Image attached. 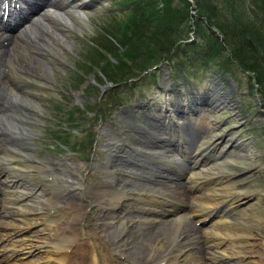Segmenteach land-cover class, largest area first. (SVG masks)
Listing matches in <instances>:
<instances>
[{"label": "rangeland", "instance_id": "374dc122", "mask_svg": "<svg viewBox=\"0 0 264 264\" xmlns=\"http://www.w3.org/2000/svg\"><path fill=\"white\" fill-rule=\"evenodd\" d=\"M116 1L118 0H96L94 3L91 0L88 7L81 9L86 15L84 22L72 15H69V20L61 17L62 20L54 18L43 22L40 20L41 16L30 18L31 23L27 24L21 38H18L16 33H11L10 35L14 36L11 40L9 39L7 43L0 42V73H3L1 81L9 87L5 92L3 90V93L7 96L9 91L20 92L23 98L26 97L25 100L33 104L32 107L26 108V117L22 119L31 123L24 127L30 128L35 133L33 137H26L30 145L25 146L24 150L19 149V143L13 142L16 152L27 158H20L10 152L0 153V170L3 169L5 175L18 176L17 179L25 184L24 189L19 188L16 191L19 190L29 196L30 200H28L31 203L28 202V205L33 208V215H37L35 219H43V221L52 219V223L47 222V228L52 226L51 232L48 228L51 234L48 235V231L42 232L40 229L27 233L17 239L14 250L23 252L25 246L28 247L29 244L44 246L47 240L50 241L49 239L53 241L52 243L50 241V250L61 249L66 243L71 242L63 232L64 226L67 227L66 229L74 228L71 226L73 224L84 235L79 239L80 241L72 244L73 252L77 250L79 244H84L88 250L105 253L115 263L127 264L128 261L131 264L140 263V252L136 251V246V249H132L134 243L140 237L149 234L158 236L160 232L148 225L152 224L151 222L147 224L138 219L141 214L139 210H144L143 206L138 205V215L135 216L134 206L137 205L128 206V214L121 212L119 215L123 216L119 217V215H109L97 201L99 197L95 187L102 183L110 186V179L120 177L117 172H110V169L117 170L113 165L110 168L97 169V166L106 162L107 157L110 156L103 149L109 143L103 128L114 127L117 136L123 139L124 145L136 140L140 147L150 146L151 142L147 140L145 142L147 135L125 134L124 131L129 130L126 124L128 120L127 122L124 120L125 114L135 111L138 116L159 115L158 113L165 108L172 110L173 103L184 104L193 100L196 102L192 93L199 92L202 93L200 98L205 99V102L213 100L214 104L203 105L199 108V112L191 117L196 127H194V135L198 136L195 137V142L197 144L202 137L200 129L208 128L212 131L209 143L212 146L218 145L226 151L222 153L223 161H226L225 158L233 152L229 143H234L238 149L237 160L234 159L236 162L229 163L224 172L220 171L219 167L215 169L213 167L209 173H217L219 175L215 177H224V179L227 177V181L230 178L236 182L230 185V189L224 182L221 185L210 186L215 188V190L211 189L213 194H205L208 197H215L216 200L209 201L211 221L204 226L189 221L191 224L189 222L185 224L186 232L183 235L187 234L186 237L192 245L195 241L201 243L200 247L207 250L204 251L205 262L203 261L202 264L210 262L208 250L215 254L217 262L213 264H262L264 262V77L248 72L244 75L226 55L208 59L201 69L190 65L185 67L183 60L179 58L182 55L163 65L151 64L150 68L143 70L144 72L136 69L140 66L130 62L129 53L138 51L139 45L133 49L134 41H138V38L133 39L128 36L126 44L121 46L118 42L119 38H116L114 33L131 24L130 20L123 17V13H119L122 8ZM77 4L81 2L78 1ZM256 6L258 8L264 6V0L261 2L257 0ZM57 12L64 15L61 11ZM262 16L264 17L263 14ZM23 29L24 27L18 31ZM260 32V37L264 41V33ZM137 35H140L139 31ZM213 63H218L220 67H216ZM162 77L166 78L165 84L162 83ZM16 80H19L23 86H17ZM37 81L42 82L43 86H35ZM1 86L4 88L3 85ZM29 92L34 94L29 97L27 96ZM3 93L0 92L1 95ZM75 95H78L79 99ZM143 103H146V106L141 108L140 105ZM147 108L151 113L147 112ZM4 113L1 108L0 128L11 132V128L2 122ZM153 124L161 127V123ZM180 126L184 134L192 135L187 123ZM123 150L127 148L124 146ZM115 161L122 164L117 158ZM141 161L145 162L149 169H155L154 164L150 163L159 162L152 159ZM59 162L70 166L67 170L70 177L69 186H59L64 187L61 189L53 187L54 185H45L54 181L55 176L54 173L47 175L46 168H55ZM133 162H128L130 167ZM123 180L127 179L124 177ZM165 186L169 185L162 184L161 187ZM70 200L73 202L70 203L72 208L76 206L75 209L82 211L81 216L72 221V224L62 220L60 210L61 205H65ZM221 210L226 213L224 217L227 216V224H217V217L222 216ZM2 215L1 213L0 216ZM104 217L117 218L120 224L116 229L114 228L115 230L108 229V220L103 224ZM2 218L3 216L0 218V226L4 222ZM138 223L147 225L151 231L139 226ZM33 228H36L35 225ZM193 230L200 238L204 231V234L209 235L221 231V235L233 243L231 242V246L227 248L209 249L202 239L193 240L191 237L194 234ZM59 235L63 238L57 237ZM115 238L119 247L113 243ZM45 248L43 247L41 251H32V254L22 261H16L15 264H59L53 260L51 254L47 255L44 252ZM70 256L72 259L73 255Z\"/></svg>", "mask_w": 264, "mask_h": 264}, {"label": "bare ground", "instance_id": "6f19581e", "mask_svg": "<svg viewBox=\"0 0 264 264\" xmlns=\"http://www.w3.org/2000/svg\"><path fill=\"white\" fill-rule=\"evenodd\" d=\"M57 4H59L60 7L66 6L68 8V11H66V13H69L70 10H73V11L76 10V8L71 5L69 0L52 1L51 6L53 7ZM27 7L31 13V11H32L31 8L28 5H27ZM37 8L38 7H36V6L33 7L35 12L39 10ZM30 13H29V15H30ZM66 13L63 15L64 18H66V15H67ZM76 13H77V10H76ZM28 16H25V18H22L19 20L17 17L16 18L17 21H16V19L9 21V23H12V25H8L5 22H1L0 23V39H2L4 42H8L9 39L11 40L14 36L10 35V34L15 33L14 31H16V28L20 25V23H22L24 21L23 19H26ZM52 17L58 18L60 16L58 14L57 15L53 14L52 11L51 12L48 11V12L41 15L40 20H42V22H43L47 19V21H48V20L52 19ZM61 20H62V18H61ZM20 21H22V22H20ZM17 37L20 38L21 34H17ZM14 42H16V41H14ZM3 53H4V51H3ZM12 54H13V52H12ZM15 56H17V55H15ZM10 59H12V58H10ZM8 64H9V62H8ZM15 65H17V64H15ZM12 67H13V65H12ZM1 72H2V70H1ZM9 73H10V71H9ZM1 74L3 75V73H0V92L3 93V90L5 92L6 88L8 89L9 87L5 86L2 83ZM19 75H20V73H19ZM1 85H3L4 88ZM35 86L42 87L43 85H42V82L37 81ZM27 94L33 95V93H27ZM4 95H5V93H3V95L0 94V99L2 100L3 103H5V106L3 107L4 110L6 109L5 111H10V109L12 108V104L7 102L8 101V95L13 99L18 100L19 103L24 105V106H27V107H30L31 105L33 106V104L29 100L28 101L25 100L26 97L23 98L22 97L23 95L22 96L20 95V92L9 91L8 95L7 96L5 95L6 99H5ZM75 96L77 99H79L78 95H75ZM12 113L15 114V115H13L14 117H16L20 120V116L17 115L16 109H13ZM8 121L10 123H18L17 121H15L11 118L7 119V122ZM10 130H12V129H10ZM15 137H19L18 132H16V133L12 132V137H11L12 140ZM120 145H122L120 140L118 138H116L114 135H110L108 151H110L111 153H115V152L117 153L120 151ZM6 146L3 147L5 150H7ZM23 159H25V158H23ZM9 160H12V159H9ZM193 162L195 165V161H193ZM197 162H199V161L197 160ZM133 164L137 165L136 162L134 161L132 163V167L127 168V170H124V168H123V170L126 171L124 173L127 175V176H125V178L127 180H123L121 184L114 182V184L112 186L101 185L98 188L99 192H97L98 193L97 195L99 197V200L97 199V201L100 204H102L104 206V208L107 209V212L111 215H119L121 212L124 211L122 209L126 204H128V206H131L132 204L137 205V206L138 205L143 206L144 210L143 209L139 210V211H141V214L138 217V219L141 222L144 221L147 224L151 222L152 224H148V225L152 226V229H156L157 231H159L160 235L157 236L156 234H149V235L140 237L136 240L132 249L137 248L136 251L140 252L139 253V255L141 256L140 260H139L140 263H142V264H202V263H204L205 258L203 256L205 255L204 254L205 250L202 247H200V245L202 246V244L196 243L194 241V244L192 245V243H190L188 240L189 238L186 237L187 234H185V235H183V234L186 232L185 231V224L189 222V220L187 219L188 215L192 214L193 212L199 211L202 213V215H201V219H198L197 221L198 222L201 221L205 216L207 217L210 214L209 209H210L211 203H209V200L210 199L215 200V197L204 198V199H206V201H203V198H200V201H196L195 205H191V204L188 205V207H189L188 213L178 215L177 213L171 212L172 213L171 216H167L165 219H161V216L154 215V214L150 213L151 211L158 209L161 203L165 202L166 204H170V203L175 204L178 202H187V203L189 202L187 199L189 195L183 189V188H185L184 185L177 183V184H174L175 186H170V184H167L169 186L161 187L162 185L157 186V185H153L150 183H149L150 185L140 184L138 179L143 180L145 178V176H147L148 174L146 172H142L141 170L137 169L138 165H137V167L136 166L134 167ZM13 165H15V164H13ZM212 167L213 166H210L209 168H212ZM58 168H59V171L57 173V179H55L56 180L55 182H58V184H59L57 186H62V185H64V187L69 186L70 177L67 173L69 166L65 163H61L58 165ZM9 169H12V168H9ZM12 170H15V169H12ZM16 170L18 171V169H16ZM204 170H206L207 174L202 170L201 171L198 170L199 172L188 171L187 172L188 180L192 181L195 185H203L205 183V181H207V180H212L209 185H214L215 183L217 184V183L222 182L224 180V178H222V177H213V176L210 177V176H208V175H210L209 171H207V169H204ZM133 171H135V172H133ZM210 171H211V169H210ZM24 174H26V173H24ZM27 174H30V173H27ZM212 174L215 175V173H212ZM18 175H20V174H18ZM218 175L219 174H216V176H218ZM220 176H222V175H220ZM233 182H234L233 179L226 182V185H228V188L230 187V185H233ZM17 186L18 185L15 184V181L11 180V178L8 175H5V173L2 170L0 171V194L2 197V199H1L2 202L0 204H1V210L3 211V213H2L3 218L2 219L4 221L1 223V226H0V242H2V244L0 245V251L7 253L6 257L0 256V264H12V263L19 261V260L22 261L23 259H25V256L32 254L31 253L32 251H35V250L41 251V249H43V247H46L45 248L46 251H44V252L47 255L51 254L50 256H52L53 260L57 261L59 264H78V263L79 264L80 263L81 264H118V263H114V261L110 260L107 257L108 255L106 256L105 253L104 254L103 253H97L93 249L88 250L87 249L88 247L86 248V245H84V244H81V245L79 244L77 250H75L73 252V250H72V247L74 245L73 243H75V241H80L79 239L81 237H83L84 235L82 233H80L78 228L72 224V221H75L76 219H78L81 216L82 211L80 209H75L76 206H74V208H72L70 206V203L72 204L73 202H71V201L70 202L68 201L65 205H62V207H61V212H62L61 215L63 218L62 220L65 221L66 223H71L72 224L71 226L74 227V228L66 229L67 227L64 226V229H63L64 234L71 241L69 244H67L65 242L66 243L65 247H63L61 249H54L52 251L49 249L50 248L49 245L53 241L51 239H49L51 241V243H50V241L48 242V240H47L46 243L44 244V246L43 245L36 246V245L29 244L28 247L25 246V250H23V252L19 253L18 251L14 250L15 249L14 248L15 243L17 242V239H19L21 236L25 235V233H30V232H34V231L36 232L37 230L40 229L42 232L48 231V235H49V234H51V233H49V229H50V232L52 231V226H49L48 227L49 229L47 228V222L52 223V219L48 218L47 220L44 219V221H43V219H35L37 215H35V216L33 215V213H32L33 208L31 209V207H29V205H28V202L30 200L29 196L25 195L23 193L22 194L19 193L17 195L16 189H15ZM222 186H224V185H222ZM211 189L212 188H210V191L208 190V192L213 194V190H211ZM213 189L215 190L214 187H213ZM157 198H160V199H157ZM30 203L31 202H29V204ZM171 206L172 205H169L168 209L171 210ZM12 211H13V213H12ZM161 213H163V211H161ZM226 220H228L227 216L226 217H224V216L217 217V224L226 223ZM5 221L7 222L6 224H5ZM16 223H18V225ZM108 223H109V225H111L113 227V229L117 228L118 225L120 224L119 222H117V218H114V217H111V218L109 217ZM226 224H225V228H226ZM34 225L36 228H33ZM217 228L219 229V227H217ZM193 229H194V227H193ZM186 230H188V229L186 228ZM190 231H191V229H190ZM204 232H203V234H204ZM203 234L201 235L202 238H200V237H198L197 232L194 231V234H192L193 236H191V237L193 238V240L194 239L195 240H201L202 239L203 242H205L206 246L209 249L225 248L228 245L231 246L230 244L232 241L228 238L226 239L225 236H222L221 231L219 233L218 232L214 233L213 235H209V234L203 235ZM57 237H61V236L59 235ZM62 238L63 237H61V239ZM46 239H48V238H46ZM57 241H59V240H57ZM113 243H114V245L117 244L116 247H119V244L117 241L114 240ZM53 245H54V243H53ZM135 246H136V248H135ZM10 249H11V251H10ZM49 251H51V252H49ZM115 251H116V249H115ZM208 251L210 254V257H208V261H210L209 264H213V263L217 262L216 257L214 256L215 254L213 255V252L211 250H208ZM9 253H10V255H8ZM70 255H73L72 259H70L71 258ZM76 261H77V263H76ZM123 264H125V263H123ZM127 264H131V263L128 261ZM262 264H264V262Z\"/></svg>", "mask_w": 264, "mask_h": 264}, {"label": "trees", "instance_id": "16d2710c", "mask_svg": "<svg viewBox=\"0 0 264 264\" xmlns=\"http://www.w3.org/2000/svg\"><path fill=\"white\" fill-rule=\"evenodd\" d=\"M192 1L196 5L194 14L191 13L190 0L118 1L131 24L114 33L121 46L126 44L128 36L138 38L133 46L134 49L139 45L138 51L129 53L132 64L140 66L136 69L143 71L164 58L171 59V53L183 45L192 51L189 61L195 55L211 56L208 55L210 50L211 54H215L211 57L226 55L241 70L264 77V41L260 37V31L264 33V6L258 8L257 0ZM201 20L215 27L224 42L208 32ZM191 24L196 27L197 43L187 44L189 34L193 32ZM204 42L209 47L201 45ZM259 81L263 82L260 78Z\"/></svg>", "mask_w": 264, "mask_h": 264}, {"label": "flooded vegetation", "instance_id": "af4514ba", "mask_svg": "<svg viewBox=\"0 0 264 264\" xmlns=\"http://www.w3.org/2000/svg\"><path fill=\"white\" fill-rule=\"evenodd\" d=\"M123 76V75H122ZM125 118L128 120V122H129V124H132V119L130 118V114H125ZM140 146H139V144L137 143V141L135 140L134 142H132V143H130V144H128V148H129V152H134L135 150H138V148H139ZM128 152V153H129ZM130 154V153H129Z\"/></svg>", "mask_w": 264, "mask_h": 264}]
</instances>
